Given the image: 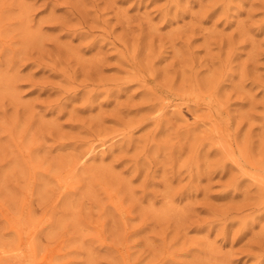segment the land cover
I'll return each instance as SVG.
<instances>
[{
	"label": "rangeland",
	"instance_id": "374dc122",
	"mask_svg": "<svg viewBox=\"0 0 264 264\" xmlns=\"http://www.w3.org/2000/svg\"><path fill=\"white\" fill-rule=\"evenodd\" d=\"M0 264H264V0H0Z\"/></svg>",
	"mask_w": 264,
	"mask_h": 264
},
{
	"label": "bare ground",
	"instance_id": "6f19581e",
	"mask_svg": "<svg viewBox=\"0 0 264 264\" xmlns=\"http://www.w3.org/2000/svg\"><path fill=\"white\" fill-rule=\"evenodd\" d=\"M83 35V34H82ZM185 112V111H184ZM188 115V114H187ZM187 115H186V117H187ZM188 118V117H187ZM233 157V156H232ZM81 158V157H80Z\"/></svg>",
	"mask_w": 264,
	"mask_h": 264
}]
</instances>
